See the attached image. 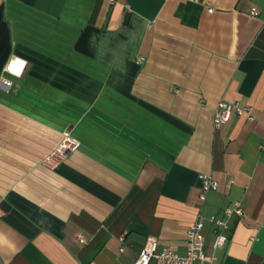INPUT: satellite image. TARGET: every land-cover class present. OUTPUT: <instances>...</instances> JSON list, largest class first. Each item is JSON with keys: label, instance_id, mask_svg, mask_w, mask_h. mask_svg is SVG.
Wrapping results in <instances>:
<instances>
[{"label": "crops", "instance_id": "crops-1", "mask_svg": "<svg viewBox=\"0 0 264 264\" xmlns=\"http://www.w3.org/2000/svg\"><path fill=\"white\" fill-rule=\"evenodd\" d=\"M221 99L253 118L215 127ZM0 207V264L184 252L198 215L212 264H264V0H0Z\"/></svg>", "mask_w": 264, "mask_h": 264}, {"label": "built area", "instance_id": "built-area-1", "mask_svg": "<svg viewBox=\"0 0 264 264\" xmlns=\"http://www.w3.org/2000/svg\"><path fill=\"white\" fill-rule=\"evenodd\" d=\"M113 1V0H110ZM201 1V0H191ZM211 10V8H209ZM251 15H257L258 11L255 7L250 10ZM8 66L11 69L13 60ZM5 83L8 80L4 79ZM247 115L248 119H252L249 106L240 105L237 102L221 99L217 102L213 112V125L220 126L222 123L230 120L232 117ZM81 144V141L70 130H64L61 133V138L56 146L50 150L42 159V162L49 166H57L69 153L75 151ZM201 181V199L205 198L208 191L216 189L218 186L217 180L211 175L200 173ZM4 212L0 207V215ZM241 215L242 209L239 204L233 208L225 207L222 211V216H211L209 220L214 224L215 228L220 229L214 239V247L221 246L227 236L223 232L228 227L229 218L233 215ZM205 219L202 215H198L187 227L185 237V251L179 252L175 248L163 245L159 248L157 239L153 236L146 238L143 247L141 248L137 258L133 264H212L215 255L206 254L204 251L205 236L203 228ZM81 241H84L82 235L79 236Z\"/></svg>", "mask_w": 264, "mask_h": 264}]
</instances>
